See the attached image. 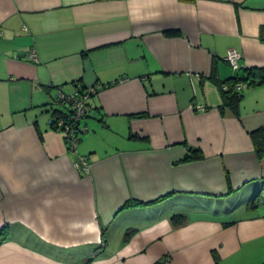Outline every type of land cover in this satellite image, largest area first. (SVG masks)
Segmentation results:
<instances>
[{"label": "crops", "instance_id": "1", "mask_svg": "<svg viewBox=\"0 0 264 264\" xmlns=\"http://www.w3.org/2000/svg\"><path fill=\"white\" fill-rule=\"evenodd\" d=\"M261 66L264 0H0V264H264V84L219 86ZM93 86L69 149L56 89Z\"/></svg>", "mask_w": 264, "mask_h": 264}, {"label": "built area", "instance_id": "2", "mask_svg": "<svg viewBox=\"0 0 264 264\" xmlns=\"http://www.w3.org/2000/svg\"><path fill=\"white\" fill-rule=\"evenodd\" d=\"M28 57L31 61H38L36 52L31 49L28 52ZM241 55L235 50H229L225 59L233 70L239 67L238 60ZM198 76V73H195ZM245 83H236L234 88L236 91L245 87ZM222 89H227V86L222 85ZM98 90L97 86L88 87L85 90H75L72 92H65L60 87L56 89L57 99L66 107L67 115H54L49 118V123L52 127L61 130L68 141V148L74 149L81 139V135L87 130L86 126L82 123L83 120L90 116V103L89 98L93 96ZM195 95V94H194ZM190 108L193 110H204L206 107L200 103H191ZM74 167L83 173L88 172V162L86 157L80 155L78 161L74 163ZM166 260L163 264H166Z\"/></svg>", "mask_w": 264, "mask_h": 264}, {"label": "trees", "instance_id": "3", "mask_svg": "<svg viewBox=\"0 0 264 264\" xmlns=\"http://www.w3.org/2000/svg\"><path fill=\"white\" fill-rule=\"evenodd\" d=\"M170 34H175V31H170ZM237 69H240L239 67ZM236 83H245L247 87L264 84V66L261 67H244L241 76L226 79L219 83L222 94L221 107L234 109L235 101L238 98L239 91H236L234 86ZM226 85L227 89H222V85ZM66 108V107H65ZM59 115H67L66 111L60 112ZM54 116V115H53ZM54 128V127H53ZM56 129V128H54ZM58 130V129H57ZM254 138L255 149L258 156L264 154V128H259L251 133ZM258 137V138H257ZM66 139V136H65ZM67 145L68 141L66 139ZM202 157L200 150L188 149V153L183 157V161L190 159H199ZM264 204V189L256 192L249 201V207L255 209L257 206ZM173 223H183L185 216L183 214H175L172 217Z\"/></svg>", "mask_w": 264, "mask_h": 264}, {"label": "rangeland", "instance_id": "4", "mask_svg": "<svg viewBox=\"0 0 264 264\" xmlns=\"http://www.w3.org/2000/svg\"><path fill=\"white\" fill-rule=\"evenodd\" d=\"M259 210H264V208H259Z\"/></svg>", "mask_w": 264, "mask_h": 264}]
</instances>
